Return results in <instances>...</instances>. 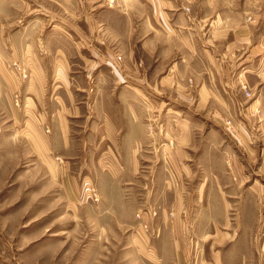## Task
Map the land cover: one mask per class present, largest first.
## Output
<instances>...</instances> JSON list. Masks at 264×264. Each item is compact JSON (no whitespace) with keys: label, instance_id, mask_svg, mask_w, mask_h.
<instances>
[{"label":"rangeland","instance_id":"374dc122","mask_svg":"<svg viewBox=\"0 0 264 264\" xmlns=\"http://www.w3.org/2000/svg\"><path fill=\"white\" fill-rule=\"evenodd\" d=\"M115 2L110 0L109 7H115ZM76 5L77 0H0V14L9 17V28H1V35L17 37V49L28 47L45 63L47 56L55 59L58 51V58L67 56V52L72 76L77 80L74 90L78 86L88 88L86 93L77 91L78 99H83L85 94H93L94 75H89L87 60L83 59L90 56L89 48L78 43V27L85 13ZM113 9L98 13L102 18L111 14L114 19L105 33L123 23L121 14ZM196 9L200 16L206 8L198 0ZM259 12L264 14V8ZM249 14L257 13L246 12L245 20ZM12 15L16 19L13 27ZM166 32L174 38L172 26L168 25ZM63 36L70 38L69 43L61 40ZM25 54L16 53L15 59L0 70V264H208L213 258L220 264L216 251L224 245L204 242V234L235 233L239 229L237 202L244 197L248 200V194L253 193L258 194V252L264 264V107H252L259 97L258 88L255 96L252 92L258 78L248 75L243 93L236 82V76L252 66L247 64L242 69L236 59L230 60L235 63L229 73L230 88L225 92L224 78L218 80L221 96L212 97L206 108L177 100L171 94L164 97L152 93L157 98L151 100L164 107L161 114L165 120L160 128L150 127L148 138L139 145L144 149L138 156L142 166L128 173V182L117 188L100 167L73 166L69 160L70 165L55 149L51 155L42 152L40 140L47 139L48 128L53 133L48 124L51 121L47 117L44 123L30 112L23 90L16 91L19 98L10 101L13 94L9 90L29 79L28 67L32 66L25 61ZM172 64L173 60L166 63L165 73ZM222 64L214 58L213 68L221 74L225 70ZM16 67L24 69L27 77L18 75ZM48 72H52L49 66ZM46 93L48 99L49 91ZM43 109L49 115L53 111L48 103L40 107V112ZM84 111L88 118L70 121L72 136L80 137V128L90 131L92 110ZM153 112L154 108L150 109L149 113ZM169 116H173V123L166 119ZM60 126L54 124L56 130ZM188 127L194 129L193 133ZM70 142L72 149L84 143L91 147V140ZM82 158L75 157L76 162ZM204 180L212 181L209 188L201 185ZM90 189L98 194V202L90 197ZM205 197L229 201L221 205L227 218L223 226L214 228V221L196 220L208 210L220 211L217 204L209 208V203L203 202ZM174 204H181L180 209L173 208ZM140 212L148 222L147 230L139 229ZM243 213L249 211L242 209ZM179 245L181 252L186 249L182 256Z\"/></svg>","mask_w":264,"mask_h":264},{"label":"crops","instance_id":"0c3cea01","mask_svg":"<svg viewBox=\"0 0 264 264\" xmlns=\"http://www.w3.org/2000/svg\"><path fill=\"white\" fill-rule=\"evenodd\" d=\"M109 1L77 0L76 7L85 13L81 15L82 24L78 27L81 40L78 43H84L89 48L90 56L82 57L87 60L85 68H88L89 75H94L93 94L91 97L85 94L83 99H78L77 91L86 93L88 88L78 86L74 90L77 80L76 76H72L74 71L68 53L58 58V51V57L52 59L47 56L45 63L28 47L17 49V37L1 35V28L2 31L9 28V17L0 14V70L3 64L5 66L15 59L16 53H27L24 59L32 66L28 67L31 68L29 79L8 90L13 94L11 102L19 98L16 91L27 92L25 105L30 112L44 123L48 118L51 121L48 124L52 125L53 133L47 126L46 133L50 134L47 139L40 140L42 144L39 147H43L44 154L51 155L55 149L56 154L66 158L70 165L73 161V166L100 167L114 186L123 187L129 180L128 173L142 166L138 156L144 149L139 145L142 146L148 138L150 127L160 128L158 125L165 120L161 114L164 107L156 104L151 97H156V93L164 97L171 94L177 100L206 108L212 97L221 96L218 80L224 78L222 86L225 84V92L226 87L230 88L229 73H232L235 64L230 60L236 59L242 69L247 64L252 66L237 75L236 82L241 87L239 92L243 93L242 85L248 84L246 77L252 75L258 78V86L254 85L252 92L255 96L254 91L258 88L259 97L252 107H264V14L259 12L264 8V0H199L206 8L200 16L196 9L198 0H117L115 7H109ZM113 8L121 14L119 19L123 23L116 24L105 33L114 19L111 14L102 18L98 13L103 10L112 12ZM250 9L257 14H249L245 20V13ZM233 13L237 16H232ZM10 18L13 27L16 19L13 15ZM168 25L175 31L174 38L166 36ZM61 40L69 43L70 38L63 36ZM219 49L221 53H218ZM214 58L221 60L222 66H225L223 74L213 68ZM171 60L172 67L165 73L164 66ZM48 66L52 72H48ZM22 84L24 87L20 88ZM2 87L0 82L1 94ZM46 91H49L48 99ZM235 101L239 102V99ZM46 103L52 107L51 115L46 109L43 112L39 110ZM84 108L92 110L90 131L80 128V137L72 136L70 121L88 118ZM152 108L154 112L149 113ZM262 112L264 116V110ZM172 121L170 119L169 123ZM56 123L61 125L60 130L54 127ZM188 128L193 133L194 129ZM85 134L90 138H86ZM71 139L79 142L91 140V147L84 143L72 149ZM81 156L82 160L76 162L78 159L75 157ZM211 184L212 181L204 180L201 185L209 188ZM256 196L258 194H248V200L245 197L238 200L239 229L235 233L205 232L204 242L224 245L223 249L216 251L220 264H261L262 254L258 252L261 217L257 212ZM203 202L209 203V208L217 204L220 211L211 213L208 210L196 220H206L210 224L214 221V228L223 226L227 218L221 205L229 201L221 197L215 200L205 197ZM177 206L180 209L181 204H174L173 208ZM242 209L249 213L242 214ZM252 209L253 213L250 212ZM222 240L225 242L220 243ZM178 251L182 256L186 249L181 252L179 245ZM214 255L213 252L212 257ZM216 263L214 258L208 262Z\"/></svg>","mask_w":264,"mask_h":264},{"label":"built area","instance_id":"2783aa9c","mask_svg":"<svg viewBox=\"0 0 264 264\" xmlns=\"http://www.w3.org/2000/svg\"><path fill=\"white\" fill-rule=\"evenodd\" d=\"M113 2V1H112ZM16 71L18 73V75H21L23 78L27 77V73H25L24 69H20L19 67H16ZM90 197L95 201L98 202L99 201V196L98 194H96L94 189H90L89 191ZM137 219L140 220L141 222V227L145 230L148 229L149 225L147 220L145 219L144 214H142L141 212L137 214Z\"/></svg>","mask_w":264,"mask_h":264}]
</instances>
